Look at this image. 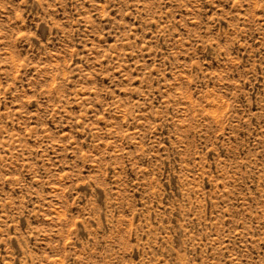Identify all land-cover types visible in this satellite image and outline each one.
Segmentation results:
<instances>
[{
  "label": "rangeland",
  "instance_id": "obj_1",
  "mask_svg": "<svg viewBox=\"0 0 264 264\" xmlns=\"http://www.w3.org/2000/svg\"><path fill=\"white\" fill-rule=\"evenodd\" d=\"M0 264H264V0H0Z\"/></svg>",
  "mask_w": 264,
  "mask_h": 264
}]
</instances>
